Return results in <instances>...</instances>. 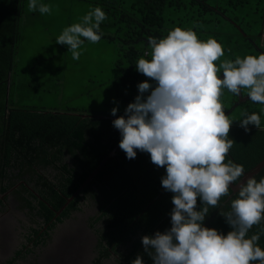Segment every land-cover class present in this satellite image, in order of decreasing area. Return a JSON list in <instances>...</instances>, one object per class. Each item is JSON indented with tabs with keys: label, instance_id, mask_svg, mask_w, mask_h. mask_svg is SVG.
Here are the masks:
<instances>
[{
	"label": "trees",
	"instance_id": "16d2710c",
	"mask_svg": "<svg viewBox=\"0 0 264 264\" xmlns=\"http://www.w3.org/2000/svg\"><path fill=\"white\" fill-rule=\"evenodd\" d=\"M104 1L107 20L113 18L119 30L125 25L120 34L103 35L108 40L121 42L115 65V88L122 107L116 116H120L138 94L137 84L145 80L151 83V79H146L135 69V63L139 57L149 53V37L159 39L167 34L164 9L167 6H175L176 9L184 6L186 9V5L181 0ZM195 1L191 0L189 4L194 5ZM202 1L201 7L190 15L186 12L177 26L196 25L193 30L199 39H203L204 34L212 32V27L219 22L217 16L209 17L206 11L216 10L234 24L243 42L259 48L242 21L226 15L219 5L214 7L206 0ZM25 2L0 0V205L12 191L11 194L28 208L31 220L25 234L26 242L7 264H16L37 247L46 245L57 226L71 218L74 212L81 211L89 197L98 204L97 218H93L91 223L97 233L99 251L94 264H102L113 254L121 257L118 264H131L138 254L145 264H151L150 257L144 254L141 237L171 227L169 213L173 208V193L165 191L160 182L165 168L154 165L147 152L137 151L134 159H127L119 148L87 182L119 143V132L111 123L116 117L105 111L28 107L17 102L12 90L18 87V82L12 73L17 68L18 49L23 38ZM234 3L244 6L249 0ZM261 13L260 21L263 23L264 0ZM260 35L261 31L259 38ZM35 66L31 65V68ZM261 107L264 105L251 100L239 103V97L233 95L227 110L230 113L225 115L230 118V114L236 112L259 114ZM261 124L264 125V116H261ZM249 129L245 133L238 119L232 121L228 136L234 144L225 159V162L231 158L234 163L242 164L245 173L264 159V129H256L252 125ZM254 177L257 181L264 177V168ZM84 184V188L75 195ZM3 194L6 196L2 197ZM235 197L232 189L229 196L221 197L217 208H210L203 221L204 226L227 234L231 227L219 213L220 210L229 211L230 200ZM200 206L198 197L197 210ZM261 225H254L249 235L259 231ZM258 243L264 248V235L260 236Z\"/></svg>",
	"mask_w": 264,
	"mask_h": 264
},
{
	"label": "clouds",
	"instance_id": "9594fccd",
	"mask_svg": "<svg viewBox=\"0 0 264 264\" xmlns=\"http://www.w3.org/2000/svg\"><path fill=\"white\" fill-rule=\"evenodd\" d=\"M27 8L41 15L52 12L43 0H28ZM106 19L100 6L92 7L79 22L64 27L55 41L66 44L71 58L78 60L85 40L101 39L100 24ZM194 27L175 26L159 39L149 37L150 53L137 59L135 69L151 83L137 84L138 94L123 115L116 116L115 106L110 110L126 158L147 152L154 165L165 168L161 186L173 193L171 227L143 235L141 244L151 264H264V248L258 243L264 235V177L257 181L251 176L239 184L230 210H220L231 227L227 234L203 224L210 208L229 196L230 182L236 184L245 173L242 164L231 158L225 162L234 144L228 136L234 119L225 115L221 97L224 90L235 96L246 93L264 105V52L220 59L225 55L222 44L211 36L199 39ZM241 116L239 126L245 133L249 125L264 129V107L259 114ZM254 225L261 227L249 235ZM131 264L145 261L138 254Z\"/></svg>",
	"mask_w": 264,
	"mask_h": 264
},
{
	"label": "rangeland",
	"instance_id": "374dc122",
	"mask_svg": "<svg viewBox=\"0 0 264 264\" xmlns=\"http://www.w3.org/2000/svg\"><path fill=\"white\" fill-rule=\"evenodd\" d=\"M124 1L128 2V0ZM190 1L181 0L186 5V9L184 6L178 9L175 6H167L164 9L163 15L167 23L166 32L177 26L186 12L190 15L198 7H201V2L204 3L202 0H196L192 5L189 4ZM206 1L214 7L219 5L226 15L242 21L243 27L255 37L259 46L258 49L250 47L238 36L231 21L224 19L216 10H208L206 15L212 18L217 16L219 22L212 27V32L204 34L203 39L206 40L211 36L222 44L225 55L220 59H234L236 55L243 57L246 54L258 55L262 52L263 42L258 36L262 29V21H260L262 0H249V3L244 6L234 3L237 0ZM27 2L28 0L25 2L26 19L22 23L23 38L18 49V64L16 71L12 73L18 82V87L12 90L17 102L28 107L72 108L107 113H110L111 108L115 106L119 111L122 107L119 104L115 88V65L118 59L117 49L121 42L119 40V43H116L117 40L111 41L106 37L107 35L120 34L125 28L124 23H121L122 26L124 25L123 29L119 30L118 24L114 22L113 18L102 21L100 30L106 37L96 43L85 40L82 45L84 51L80 58L73 60L71 53L67 51L68 46L56 43L55 37L64 27L79 22V19L92 7L100 6L105 12V1L43 0L44 3L52 6L51 14L44 15L38 11H29ZM181 27L189 28L190 26ZM121 36L124 37V35ZM148 52L150 53V48H148ZM215 63L218 64L219 61ZM34 64L36 66L31 68V65ZM20 83L25 85H19ZM231 98H233V94L224 90L221 100L225 113L231 106ZM241 118V113L230 114V119L239 120ZM11 195L7 202L13 201L15 208L13 213L8 214L12 217L10 227H5L2 224L0 216V264H7L17 249L26 241L24 234L31 223L27 208L13 193ZM5 196V194L2 195V197ZM13 198H17L19 202L17 200L15 202ZM97 214L98 204L89 197L84 201L82 210L77 211L73 217L62 223L57 233H54L46 245L37 247L16 264H64L62 263L64 259H61L60 255V252L64 251L70 252L74 262L71 264H94V260L99 254L92 253L94 247L89 246L87 237L88 235H92V237L97 235L91 225ZM11 232L13 235L11 236L13 243L11 246L13 245V247L7 246L6 249L5 245ZM69 239H72V242L79 246L78 248L83 249L84 254L70 246ZM112 263L110 260L109 262L105 261L104 264ZM65 264L67 263L65 262Z\"/></svg>",
	"mask_w": 264,
	"mask_h": 264
},
{
	"label": "flooded vegetation",
	"instance_id": "af4514ba",
	"mask_svg": "<svg viewBox=\"0 0 264 264\" xmlns=\"http://www.w3.org/2000/svg\"><path fill=\"white\" fill-rule=\"evenodd\" d=\"M11 195V192H9V194L7 195V197H6V200L0 205V208H1V210H0V216L2 217V219H1V222H2V224L5 226V227H10V225L12 224V217H10V215H8V214H10V213H13L14 212V204L12 203L13 201H8L7 202V199L9 198V196ZM12 196V195H11ZM13 200H15V202H16V200L19 202V200L17 199V198H13ZM83 206V205H82ZM27 210H28V208H27ZM29 211V210H28ZM74 213H76V212H74ZM74 213L72 214V217L74 216ZM28 217H29V220H30V216L28 215ZM68 220V219H67ZM66 221V220H65ZM30 222H31V220H30ZM64 223V222H63ZM31 224V223H30ZM62 224V223H61ZM61 224H59L58 226H57V228L55 229V231H54V233L56 232L57 233V230H58V228H60L59 226L61 225ZM30 226V225H29ZM29 226H28V228H27V230L29 229ZM10 229V228H9ZM26 232L27 231H25V234H26ZM54 233L52 234V236H54ZM12 234V232L11 233H9V238H8V240H7V244L5 245V248L7 247V246H11V244H13L12 243V237L11 236H13V235H11ZM25 234H24V236H25ZM71 242H69V245L70 246H72V247H74L75 249H78V250H80L81 251V253H83L84 254V251H83V249H81V248H78L79 246L76 244H74L73 242H72V239H69ZM87 243L89 244V246H93L94 248H92V253H96L97 255H98V253H99V251H98V247H97V245H98V238H97V235H95V237L93 236L92 237V235H88V237H87ZM26 242V241H25ZM25 242H23V243H25ZM49 242V241H48ZM22 243V244H23ZM22 246V245H21ZM20 246V247H21ZM13 247V245L10 247V248H12ZM9 248V249H10ZM7 249V248H6ZM94 249H95V252H94ZM78 250H75V251H78ZM97 250V251H96ZM60 255H61V259H64V262H62V263H64L65 264V262L67 263V264H71V263H74L73 262V259H72V256L70 255V252H66V251H64V252H60ZM96 255V256H97ZM84 256V255H83ZM87 256V255H86ZM86 256H84V257H86ZM112 261L113 263L112 264H118V261L117 260H119V261H122V259H121V257L119 256V255H116V254H113L111 257H109L108 259H104L103 260V262H102V264H104L105 263V261ZM95 261V260H94Z\"/></svg>",
	"mask_w": 264,
	"mask_h": 264
},
{
	"label": "water",
	"instance_id": "95a60500",
	"mask_svg": "<svg viewBox=\"0 0 264 264\" xmlns=\"http://www.w3.org/2000/svg\"><path fill=\"white\" fill-rule=\"evenodd\" d=\"M239 97V103L240 102H245L248 99L247 96L245 95H240L238 96ZM230 112H228L229 114ZM119 149V146L118 144L115 146V148L110 152V154L101 162V164L96 168V170L92 173V175L88 178L87 182L89 180H91V178L97 174V172L102 168V166L106 163V161L111 157V156H114L116 154V151ZM264 168V159L259 162L256 166H254L251 170H249L248 172L244 173L243 177L236 183V184H233L232 182H230L229 184V187L232 189L233 193H236L238 191V188H239V184L241 183H244L246 182V180L251 177V176H255L257 175L262 169ZM86 182V183H87ZM85 183V184H86ZM85 184L83 186H81V188L75 193V195H77L85 186ZM73 199V196L71 198H69L67 200V203L66 205L69 204V202ZM58 214H60V212H58Z\"/></svg>",
	"mask_w": 264,
	"mask_h": 264
},
{
	"label": "crops",
	"instance_id": "0c3cea01",
	"mask_svg": "<svg viewBox=\"0 0 264 264\" xmlns=\"http://www.w3.org/2000/svg\"><path fill=\"white\" fill-rule=\"evenodd\" d=\"M25 15H23V18H22V23H23V21H25ZM28 20V19H27ZM261 32H262V35H260L261 36V40H262V49L264 50V21H263V23H262V29H261ZM102 37L101 38H103V34L101 35ZM228 113V112H227Z\"/></svg>",
	"mask_w": 264,
	"mask_h": 264
}]
</instances>
